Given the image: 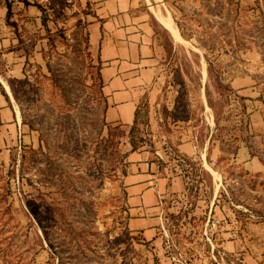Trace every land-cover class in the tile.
<instances>
[{"label": "rangeland", "instance_id": "rangeland-1", "mask_svg": "<svg viewBox=\"0 0 264 264\" xmlns=\"http://www.w3.org/2000/svg\"><path fill=\"white\" fill-rule=\"evenodd\" d=\"M26 1L45 21H17L24 69L9 81L25 136L0 147V264H160L125 212L127 154L143 145L166 149V162L190 175L164 198L162 244L173 264H264V125L246 131V101L230 83L264 61V9L241 0H140L163 55L156 98L143 99L136 121L123 125L105 120L90 0ZM153 5L171 13L178 36ZM183 140L196 152L178 165ZM243 142L253 165L235 159ZM227 240L239 244L230 251Z\"/></svg>", "mask_w": 264, "mask_h": 264}, {"label": "crops", "instance_id": "crops-1", "mask_svg": "<svg viewBox=\"0 0 264 264\" xmlns=\"http://www.w3.org/2000/svg\"><path fill=\"white\" fill-rule=\"evenodd\" d=\"M140 0H90L91 18L88 23L89 44L97 50L101 61L100 74L107 98L105 120L110 123L131 125L137 119V110L143 99L153 100L157 95L155 79L163 47L158 39L155 24L147 7ZM246 5L264 9V0H241ZM155 17L166 26L160 7L152 6ZM7 4L0 7V49L7 69L0 71V147L6 148L22 140L24 125L21 115L11 101L9 76L23 74L25 48L19 46L17 21L26 15V24H42L41 10L33 3L12 1V14L7 15ZM172 18V15L170 16ZM179 28V27H178ZM174 37V36H173ZM11 46V48H10ZM253 69L237 73L230 79L232 87L243 96L248 108L246 131L253 133L264 125V61L252 62ZM6 74V75H5ZM21 135V139H20ZM9 149V148H8ZM176 151L193 155L196 145L193 140L177 143ZM164 149L153 151L143 145L127 154V168L123 177L127 225L132 232L140 233L148 241L160 259V264H173L163 247L164 198L173 192H181L186 180L180 170H174L166 162ZM236 161L253 165L254 155L249 146L240 144ZM232 251L239 244L235 240L223 242Z\"/></svg>", "mask_w": 264, "mask_h": 264}, {"label": "bare ground", "instance_id": "bare-ground-1", "mask_svg": "<svg viewBox=\"0 0 264 264\" xmlns=\"http://www.w3.org/2000/svg\"><path fill=\"white\" fill-rule=\"evenodd\" d=\"M170 16L171 15H169V14L163 13V20H164L166 26L169 28V30L173 33V36L174 35L178 36V29H177L173 19ZM178 38H180V36Z\"/></svg>", "mask_w": 264, "mask_h": 264}, {"label": "built area", "instance_id": "built-area-1", "mask_svg": "<svg viewBox=\"0 0 264 264\" xmlns=\"http://www.w3.org/2000/svg\"><path fill=\"white\" fill-rule=\"evenodd\" d=\"M8 2H12V0H0V7L2 5L7 4ZM174 160H176V164L178 163V165H179L180 161L185 160V156L183 154H176V157H175ZM182 172H183V175H184L185 180L186 179H189L190 175L188 173V170L182 171ZM173 258H175V257H173Z\"/></svg>", "mask_w": 264, "mask_h": 264}, {"label": "trees", "instance_id": "trees-1", "mask_svg": "<svg viewBox=\"0 0 264 264\" xmlns=\"http://www.w3.org/2000/svg\"><path fill=\"white\" fill-rule=\"evenodd\" d=\"M26 3H28L26 0H24ZM8 6V10H7V15L10 17V15L13 13L12 12V3L8 2L7 3ZM42 21H45V18L42 16ZM88 41H89V37H88Z\"/></svg>", "mask_w": 264, "mask_h": 264}]
</instances>
